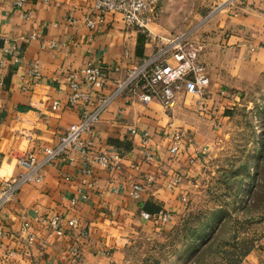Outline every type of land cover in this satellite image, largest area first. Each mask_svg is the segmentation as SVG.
<instances>
[{"label": "crops", "instance_id": "0c3cea01", "mask_svg": "<svg viewBox=\"0 0 264 264\" xmlns=\"http://www.w3.org/2000/svg\"><path fill=\"white\" fill-rule=\"evenodd\" d=\"M90 4L91 0H25L24 17L11 0H0V180L21 171L20 155L52 145L58 134L78 120V112L67 105L68 74L79 72L88 62L107 77L92 94V102L97 95L111 99L86 136L95 149L119 157L108 168L93 167L89 197L79 198L74 207L68 200L80 187L83 163L78 158L59 159L43 169L39 183L22 185L0 211L6 232L0 239V264H54L67 258L70 237H57L37 223L31 230L35 242L26 252L7 260L6 250L22 246L20 213L29 218H49L55 213L76 217L88 230L81 243L80 264L112 263L128 235L160 223L156 219L160 209L177 217L202 154L210 148L206 130L211 126L217 132L228 116L230 107L219 93L221 88L238 77L242 65L264 66V0L237 2L234 10L218 11L196 29L198 57L209 76L205 112L189 94L179 95L176 107L165 112L157 99L145 103L137 94L115 93L116 83L125 78L127 69L152 54L156 41L146 39L138 51L140 32L126 27L113 13L103 16L98 31L90 29L84 23ZM34 60L39 61L42 74L35 83L26 74ZM53 100H59L57 109L52 108ZM144 129L149 131L145 147L140 141ZM174 130L181 133L177 154L169 151ZM146 148L153 159H145ZM149 175L152 182L147 180ZM173 177L179 181L170 187ZM133 183L146 186L137 199L129 194ZM142 211L150 219H144Z\"/></svg>", "mask_w": 264, "mask_h": 264}, {"label": "built area", "instance_id": "2783aa9c", "mask_svg": "<svg viewBox=\"0 0 264 264\" xmlns=\"http://www.w3.org/2000/svg\"><path fill=\"white\" fill-rule=\"evenodd\" d=\"M160 0H91L89 10L84 16V23L92 30L100 29L101 21L106 13H113L120 16L124 25L134 28L145 36L150 35L148 23L155 19L156 11ZM246 0H221L210 14L220 10L230 11L235 9V4ZM16 9L23 12L25 0H11ZM73 22L72 18H69ZM195 28L187 29L183 32L169 33L167 35H155L156 46L152 54L144 57L139 63L127 69L126 76L122 81L116 83L115 93L137 94L139 99L147 103L152 99H157L165 112H170L176 107L178 96L189 94L196 99L198 106L202 110L203 100L208 93L209 76L206 65L198 57V45L191 39ZM53 45V44H51ZM126 52L124 56H126ZM19 61V58H14ZM29 79L35 83L39 82L41 66L38 60L30 63L27 72ZM107 77L103 70L88 62L79 72L68 74L67 105L78 112V120L67 126L65 131L58 134L56 141L50 146L37 148L20 155L17 159L21 171L15 176L0 180V211L3 206L15 197L20 187L26 183H39L42 179V171L45 167L55 164L59 159L74 161L78 158L83 163L81 168L82 176L79 177L80 187L76 195L68 200V204L74 207L79 198L86 200L89 197V190L93 183L89 177L93 173V167L108 168L112 162L118 160L115 153H109L105 149H95L92 139L86 136L92 130V125L96 123L109 104L111 96L97 95L96 102H92L93 93L101 88ZM220 95L233 99V95L220 90ZM59 100L52 101V108L57 109ZM135 129H131L134 132ZM85 135V137H84ZM180 131H173L172 145L169 151L173 154L180 152ZM140 141L145 147L149 141V131L144 129ZM42 157H38V154ZM145 159H153L152 151L145 149ZM64 180H70L69 175H61ZM148 182L153 181L149 175ZM178 177H173L169 186L176 185ZM146 190V186L141 183H133L129 194L134 199ZM186 197H182L185 201ZM144 219H150V214L142 211ZM156 219L160 223L171 221V213L165 209H160L156 213ZM20 236H23L21 248H13L5 251V258L8 260L16 254L24 253L36 239L31 231L34 224H40L47 228L57 237H70L71 243L67 247L66 260L57 261L54 264H80L81 243L87 237L88 230L82 226L74 216H64L55 213L51 217L34 215L28 217L26 213H20ZM6 236L0 222V239ZM5 259V260H6ZM6 260V261H7ZM5 261V262H6ZM3 264H5L3 262ZM113 264V263H109Z\"/></svg>", "mask_w": 264, "mask_h": 264}, {"label": "rangeland", "instance_id": "374dc122", "mask_svg": "<svg viewBox=\"0 0 264 264\" xmlns=\"http://www.w3.org/2000/svg\"><path fill=\"white\" fill-rule=\"evenodd\" d=\"M220 1L160 0L155 19L148 23L151 33L144 41L195 28L191 39L199 45L196 29L214 15L209 12ZM239 70L238 77L221 88L233 95V99L225 98L228 116L217 132L211 126L206 130L210 148L202 154L192 177L184 208L168 223L153 224L148 230L139 228L138 233L128 235L113 264H215L230 244L238 246L248 239L253 246L238 264H264V196L254 202L253 192H248L263 139L264 66L246 63ZM196 114L203 117V113ZM216 208L224 211L218 224L196 228L192 243L183 237L184 220L195 227L203 222L204 211ZM208 234L209 241L202 247ZM195 245L205 253L194 256L190 246Z\"/></svg>", "mask_w": 264, "mask_h": 264}, {"label": "trees", "instance_id": "16d2710c", "mask_svg": "<svg viewBox=\"0 0 264 264\" xmlns=\"http://www.w3.org/2000/svg\"><path fill=\"white\" fill-rule=\"evenodd\" d=\"M138 44L137 49L139 51V47L143 46L144 43V35L142 33H139L138 35ZM261 136H263V139H261V146L258 151V154L256 156V162L254 165V171L252 175L250 176L252 183L248 189V192L252 191L254 196V202L258 200V198L264 196V123H263V132L261 133ZM205 216L203 219V222L200 223V225L193 226L191 224H188L187 221L184 220L185 224L182 227V235L186 240H192L194 239L193 236H195L196 231L199 226L207 224L210 227H214L216 224H218L223 218H224V211L222 208H216L212 211H204ZM198 219V218H197ZM200 220V219H198ZM209 238V234L206 236L205 240L201 242L202 247L207 245V242ZM208 240V241H207ZM200 244V243H199ZM253 244L251 239L248 240H242L238 246L235 244H230L229 249L223 250L219 253V262L215 264H238L241 259L251 250ZM191 253L194 254V256L199 255L200 253H205L204 251H201L200 245L196 247L190 246ZM209 252V251H208ZM223 261V262H222Z\"/></svg>", "mask_w": 264, "mask_h": 264}]
</instances>
